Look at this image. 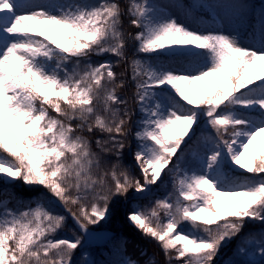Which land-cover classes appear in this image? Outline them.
Wrapping results in <instances>:
<instances>
[{"label": "snow or ice", "instance_id": "6c2138e0", "mask_svg": "<svg viewBox=\"0 0 264 264\" xmlns=\"http://www.w3.org/2000/svg\"><path fill=\"white\" fill-rule=\"evenodd\" d=\"M209 7L225 10L211 29L187 21L183 0H0V181L47 193L25 202L0 188V264H75L81 236L56 238L68 216L91 236L114 197L156 196L166 176L173 192L127 219L168 264H215L246 223L264 224V147L253 146L264 137V9ZM121 62L135 109L117 92ZM129 136L139 176L122 163ZM234 255L225 264H264V229L244 233Z\"/></svg>", "mask_w": 264, "mask_h": 264}, {"label": "trees", "instance_id": "16d2710c", "mask_svg": "<svg viewBox=\"0 0 264 264\" xmlns=\"http://www.w3.org/2000/svg\"><path fill=\"white\" fill-rule=\"evenodd\" d=\"M250 1L249 4L253 5L255 8L259 7L262 0H247ZM127 0H121V6L126 7ZM123 31L128 34H135L138 29L130 24V17L126 14L123 18ZM129 59L132 58V45L129 44L128 49ZM143 59H150L149 57H141ZM93 62H102L105 59L115 60L111 56H93L91 58ZM114 71L118 74V77L125 80V86L123 88L117 89L118 94L122 99L126 100L128 107L130 109H135L136 105L133 101V93L135 91L134 83L130 80V73L127 70V62H121L114 68ZM137 115L132 116V125L133 131H135V121ZM87 135V133H85ZM99 133L95 136H91V140H95L99 137ZM128 147L125 148L123 153L122 163L124 167L132 169L133 175L139 176V170L136 165L130 160V153L132 155L135 152L136 142L133 136L128 137ZM93 150H96L95 144L93 143ZM0 188H6L9 193H14L15 197L23 200L25 202L35 201L37 197L41 194L47 195L46 190L42 187H29L24 185L20 181L14 183H6L0 181ZM132 191L130 190L128 196ZM128 198V197H127ZM126 197L119 196L114 197L113 201L110 202V215H108L105 220L101 221L97 225H90L93 227H104L110 228L115 232V237L105 244L103 247H89L85 249L78 248L74 253L73 260L75 264H83L84 253L88 254V258L97 261H112L121 258V256L126 255L130 258L137 259L140 264H146L148 261H154V264H168V261L165 257V254L159 244L144 234L135 227H131L128 221L125 218V212L128 207ZM10 207L16 206V201L13 200L10 204ZM34 206V205H33ZM61 213L67 215L64 212L62 207L57 209ZM75 210V209H74ZM76 235H80L75 228L73 227L70 218L68 216L65 226L59 230L56 234V238L70 237L74 238ZM81 236V235H80ZM243 236V234L241 235ZM241 236L235 237L227 246V250L222 251L220 256H217L215 259V264H225L229 259H236L234 255L237 244L239 243ZM123 245L121 250L120 246ZM252 258V257H250ZM172 264H176L175 261H172Z\"/></svg>", "mask_w": 264, "mask_h": 264}, {"label": "rangeland", "instance_id": "374dc122", "mask_svg": "<svg viewBox=\"0 0 264 264\" xmlns=\"http://www.w3.org/2000/svg\"><path fill=\"white\" fill-rule=\"evenodd\" d=\"M198 1L199 0H195V3L197 4ZM201 1H204V0H201ZM168 2H169V0H152L150 3L166 4ZM206 2H207L208 5H217V4L234 3V0H206ZM185 11H188V10H185ZM224 11H225L224 9L213 7V12H214V15L216 16V18L218 17V15H223ZM180 15H181V18H183L184 17V12H181ZM193 18L196 19V15H195L194 11L191 9L188 12L187 21L190 23L193 20ZM215 26L216 25H214L212 27H208V29H211V28H213ZM219 26L221 28H224L225 24L224 23H219ZM213 134H214V132H213ZM253 146L255 148L264 147V137H257V140L254 141V145ZM168 184H170V186H166V188L165 187H161L158 190L156 188H154L153 191L156 192V196H153L151 198H141L142 200L134 199V200H132V202L129 203V207H127L126 212H125V218H126V220L128 221L129 225L132 228L135 227V226H133V224L130 223L129 220L127 219L128 212L130 210H132L136 206L137 203L140 205L141 208H145L146 206L150 207L151 206V204L149 203L150 200H151V202L154 203L156 198H158V197L162 198L163 196L167 195L168 193L173 192V185H172V181H171L170 177H168ZM202 215H204V214H202ZM161 220H162V222H166V218L164 217L163 213H161ZM185 228H187V225H185ZM226 246H227V244L223 245L219 252L223 251Z\"/></svg>", "mask_w": 264, "mask_h": 264}, {"label": "water", "instance_id": "95a60500", "mask_svg": "<svg viewBox=\"0 0 264 264\" xmlns=\"http://www.w3.org/2000/svg\"><path fill=\"white\" fill-rule=\"evenodd\" d=\"M89 233H91V236L84 234L86 241L84 242L83 245L88 244V243H92V242L98 243L106 235L105 231H96V230H92V229H89Z\"/></svg>", "mask_w": 264, "mask_h": 264}]
</instances>
